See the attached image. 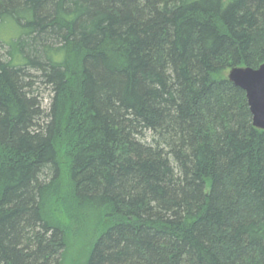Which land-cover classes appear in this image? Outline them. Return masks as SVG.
<instances>
[{
  "label": "trees",
  "instance_id": "obj_1",
  "mask_svg": "<svg viewBox=\"0 0 264 264\" xmlns=\"http://www.w3.org/2000/svg\"><path fill=\"white\" fill-rule=\"evenodd\" d=\"M263 62L264 0H0V264H264Z\"/></svg>",
  "mask_w": 264,
  "mask_h": 264
},
{
  "label": "water",
  "instance_id": "obj_2",
  "mask_svg": "<svg viewBox=\"0 0 264 264\" xmlns=\"http://www.w3.org/2000/svg\"><path fill=\"white\" fill-rule=\"evenodd\" d=\"M228 78L245 90L253 124L264 129V62L257 68L236 66L228 70Z\"/></svg>",
  "mask_w": 264,
  "mask_h": 264
},
{
  "label": "rangeland",
  "instance_id": "obj_3",
  "mask_svg": "<svg viewBox=\"0 0 264 264\" xmlns=\"http://www.w3.org/2000/svg\"><path fill=\"white\" fill-rule=\"evenodd\" d=\"M227 74V72H226ZM44 87V86H43ZM42 87V89H43ZM49 92L46 90L45 92V100H44V105L47 106L49 100ZM72 227H74V224H72ZM82 228H78L77 230H81ZM72 232V231H71ZM70 232V238L72 239V247H70L67 251H65L64 257H63V261L61 262V264H72L73 259L76 260L78 257H83L85 254V250L82 247V244H88L87 240L90 241V237H85V239H87L86 241L82 240V237L80 234H75V233H71Z\"/></svg>",
  "mask_w": 264,
  "mask_h": 264
}]
</instances>
